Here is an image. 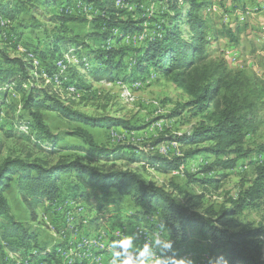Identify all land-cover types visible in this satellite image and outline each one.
I'll list each match as a JSON object with an SVG mask.
<instances>
[{
	"label": "rangeland",
	"instance_id": "obj_1",
	"mask_svg": "<svg viewBox=\"0 0 264 264\" xmlns=\"http://www.w3.org/2000/svg\"><path fill=\"white\" fill-rule=\"evenodd\" d=\"M0 1L9 8L10 2L15 3L14 0ZM198 1L205 3L199 15L206 23L203 31L207 53L204 62L200 63L223 59L228 69L232 71L243 69L248 75L256 76L260 86L257 101V129L245 137L241 146H233L231 148L233 151L217 157L207 153L189 156L177 169L158 170V164H151L156 157L167 161L210 145V142H207L187 146L176 140V136L188 132L196 121L186 123L185 117L183 118L187 116V111L182 109L190 99L189 91L175 82L174 75L158 74L156 77L153 73L149 77L145 76L144 80L133 83L107 77L95 78L82 66L73 48L65 52L66 67L60 69L57 65L56 73L60 74V79L59 83H55L51 77L52 73L43 70L39 66V60L29 51L35 46L42 47L46 41L45 30L51 32L57 26L58 20L54 15L57 7L45 10L41 6H35L33 10L26 9L23 13L19 12L17 19L11 23L3 14L0 16L3 30L10 31L11 28L18 34L13 41L5 39V32L0 34V40L6 43L5 49L8 55L14 57L29 54L34 58L35 68L32 69V74L36 81L30 79L25 85L26 89L29 83L39 88L49 86L51 91L56 92L77 110L91 116L124 118L138 128L131 131L122 127L83 126L94 136L95 145H89L70 133L80 124L68 122L59 113L43 110L41 113L45 124L59 141L56 150H52L53 147L47 143L41 147L33 140L35 137L33 130L24 123L29 121H27L28 112L23 108L25 90L19 88L17 82L11 86L0 85V163L8 156H20L28 160L42 159L53 164L61 156H67L79 157L103 171L130 169L139 173L145 180L172 192L176 200L188 206L191 211L206 218L216 219L218 211L229 208L231 201L238 198L239 192L253 183L257 169L264 161V155L257 153V147L264 145V0ZM185 7L188 10L189 3H186ZM120 9L130 10L132 17L135 18L144 10L147 16L154 15L161 21L160 23L166 20V13L173 14V11L169 10L167 0H126ZM76 10L78 18L68 22V28L85 37L92 29L93 18L99 12L97 13L98 10L88 3H83ZM124 15L122 18L125 17ZM148 24L147 21L144 23V25ZM222 24L227 26L232 24L233 27L239 24L246 27L239 35L238 42L234 43L225 37L214 36L215 31L220 30ZM181 26L184 33L188 32L184 35L185 39L189 38L188 24L183 23ZM32 28L34 31H31ZM147 33L153 34L154 30L147 29L141 35V39H144ZM72 73L74 75L70 76ZM71 79L84 86L78 88L74 84L72 85L74 90H68ZM69 99L73 101L69 102ZM180 111H183L181 116H172ZM29 134L32 136L30 139L27 136ZM213 144L214 142L211 143ZM101 148L114 152L117 150L121 156H117L118 159L115 156L105 158L99 155ZM69 183H79L85 191H91L79 178L65 176L62 178L63 197L70 191H68ZM6 192L12 213L17 220L26 225V228L37 234V239L31 240L26 246L22 245L20 240L5 241L0 236V264L36 263L43 262L41 260L45 258L50 259L51 263L72 264L70 262L78 261V264H95L100 255L102 260L98 264H110L113 253L120 251L119 248H113L111 245L121 239L131 240L133 247L127 254L133 253L135 260H144L145 264H156L157 261H160V264H179L181 260L183 264H208V259L204 260V263L197 262L204 254L210 257L208 250L204 248L205 243L198 236L192 237L183 246L177 248V252H173L177 258L175 256L171 258L168 254L170 245L167 241V233L160 225L158 216L152 214L141 217L142 208L129 197L120 198L115 191L108 202L102 199L99 201L95 197H89V200H80L78 197L53 204H40L34 210L36 219H33L31 212L22 202L16 188ZM74 200L81 202L78 203L79 206H83L81 213ZM122 209L127 213L120 211ZM70 214L74 216L71 227L67 226ZM237 218L242 225L256 228L264 222V205L246 208ZM83 220H86V223ZM138 226L141 227L142 233L135 237L134 229ZM146 237H150L148 248L151 250V256L140 255L141 250L146 246L139 240ZM100 239H103V243H97ZM79 243L85 245L83 249L77 247ZM15 247L16 251H13L12 248ZM60 249L63 255L65 254V258H57ZM70 249H73V254L69 252ZM70 255L72 258L68 260ZM94 255L98 256L92 258ZM115 258L119 264V261L125 257L122 255Z\"/></svg>",
	"mask_w": 264,
	"mask_h": 264
},
{
	"label": "trees",
	"instance_id": "obj_2",
	"mask_svg": "<svg viewBox=\"0 0 264 264\" xmlns=\"http://www.w3.org/2000/svg\"><path fill=\"white\" fill-rule=\"evenodd\" d=\"M112 1L14 0L15 3L10 2V8L0 1V16L3 14L11 23L17 19L19 12L23 13L26 9L33 10L35 6H41L45 10H52L57 7L54 14L58 20L57 26L51 32L45 30L46 41L42 47L35 46L29 51L39 60V66L43 70L52 73L53 81L56 75L60 79V74L56 73L60 61L58 59L63 60L65 52L71 48L82 66L95 78L107 77L133 83L144 80L145 76L149 77L153 73L156 77L158 74L174 75L175 82L184 86L190 93V99L183 105L182 110L187 111V116L183 118L185 117L186 123L196 120L189 131L176 136V140L187 146L207 142H210V145L167 161L156 157L151 164H158V170L177 169L189 156L207 153L217 157L233 151V146H241L245 137L257 129L260 86L256 76L248 75L243 69H228L223 59L200 63L204 62L207 55L203 31L206 23L199 15L205 3L198 0H167L169 10H172L173 14L166 13V20L160 23L154 15L147 16L144 10L136 18L132 17L130 10L117 8ZM83 3L92 4V7L98 10L97 13L99 12L93 18L92 29L85 37L72 32L67 25L71 20L78 18L76 9ZM186 3H189L188 10L185 9ZM146 21L150 25H144ZM183 23L189 27L187 30L190 37L186 39L184 35L188 32L184 33L181 26ZM221 26L214 36L225 37L234 43L238 42L239 35L246 27L239 24L234 25L235 27L232 24ZM3 27L0 23V34L5 32V39L13 41L18 34L11 28L10 31H4ZM147 29L154 30V33H147V36L141 39ZM5 47V41L0 40V85L11 86L17 82L18 87L25 90L23 108L28 112L29 121L24 123L33 130V140L41 147L47 143L53 147L52 150H56L59 141L45 124L41 113L43 110L59 113L68 122L80 124L81 127H74L70 133L89 145H95L94 136L83 126L122 127L131 131L138 128L124 118L91 116L77 110L56 92L51 91L49 86L39 88L29 83L26 89L25 85L30 79L36 81L32 74V69L35 68L34 58L29 54L10 56ZM72 75L74 74L70 76ZM70 82L68 90L74 84L78 88L84 86L75 79ZM72 101L69 99V102ZM182 114L183 111H180L172 116L179 117ZM27 136L29 139L32 137L30 134ZM257 151L258 154L264 155V145H259ZM99 152V155L105 158L115 156L118 159L117 156H121L117 150L114 152L107 148H101ZM65 176L79 178L91 191H85L79 183H69L70 191L63 197L62 178ZM12 188L18 190L33 219H36L34 210L40 204H53L78 197L80 200L95 197L99 201L102 199L108 202L115 191L120 198L129 197L141 207V217L152 214L158 216L160 225L167 233L170 245L168 254L171 258L175 256L173 248H180V244L198 236L205 243L204 248L208 250L213 262L220 261L223 257L227 264H264V222L253 228L242 225L237 218L246 208L264 205V161L258 167L253 183L239 192L238 198L231 201L229 208L218 211L216 219H212L191 211L188 206L180 204L172 192L145 180L139 173L130 169L103 171L79 157L61 156L55 163L49 164L42 159L28 160L20 156H8L0 163V236L2 240L16 239L20 240L22 245L28 246L31 240L37 239V234L26 228L12 213L9 199L5 195V192ZM79 244L77 247L83 249L85 245ZM12 250L16 251V247Z\"/></svg>",
	"mask_w": 264,
	"mask_h": 264
},
{
	"label": "clouds",
	"instance_id": "obj_3",
	"mask_svg": "<svg viewBox=\"0 0 264 264\" xmlns=\"http://www.w3.org/2000/svg\"><path fill=\"white\" fill-rule=\"evenodd\" d=\"M113 248H119L120 251L113 253V259L111 260L110 264H118L115 257L124 256L125 258L121 261H119V264H145L144 260H134L131 255L127 254L128 250L133 247L130 239H121L119 241H115L111 245ZM168 245L166 244L165 247ZM141 256H151V250L148 247H145L140 252ZM227 264V261L223 259V257L220 258V261H216L215 264ZM156 264H160V261H157ZM179 264H183V261L181 260ZM208 264H214L213 259L211 257L208 258Z\"/></svg>",
	"mask_w": 264,
	"mask_h": 264
},
{
	"label": "bare ground",
	"instance_id": "obj_4",
	"mask_svg": "<svg viewBox=\"0 0 264 264\" xmlns=\"http://www.w3.org/2000/svg\"><path fill=\"white\" fill-rule=\"evenodd\" d=\"M126 0H113V3H114V5L117 7V8H122L123 7V4H124V2H125ZM66 65H67V61L65 60V59H63V60H60L59 62H58V66H59V68L60 69H64L65 67H66ZM55 81H57L58 82V80H59V76L58 75H56L55 76ZM71 91H73L74 89H73V87L71 86L70 88H69ZM71 201V200H70ZM75 204H77V207H78V210H79V213H81L82 212V210H83V206L82 205H78V203H80V202H78V201H76L75 202V200L73 201ZM71 204L69 203V206H70ZM68 206V207H69ZM81 206H82V209H81ZM71 207V206H70ZM71 217H72V219H71ZM74 216H72L71 214H70V224L69 225H67V226H70L73 222H74V218H73ZM83 222L84 223H86V220H83ZM71 227V226H70ZM70 227H69V230H70ZM136 231V234H135V236L136 237H138L139 235H137V234H140V233H142V229H141V227H139L138 228V230H135ZM64 236V235H63ZM81 246V244H79V247ZM73 249H70L69 250V252H71V254H73V252L74 251H72ZM59 252H62V249H60L59 250ZM57 256H62V255H59L58 253H57ZM71 258H72V255H70L69 257H68V260H71ZM41 261H43V262H39V263H44L45 261H50V260H41ZM37 263V262H36ZM36 263H28V264H36ZM16 264H21L20 262H17Z\"/></svg>",
	"mask_w": 264,
	"mask_h": 264
},
{
	"label": "built area",
	"instance_id": "obj_5",
	"mask_svg": "<svg viewBox=\"0 0 264 264\" xmlns=\"http://www.w3.org/2000/svg\"><path fill=\"white\" fill-rule=\"evenodd\" d=\"M81 209H82V206H81ZM138 228H139V226L136 227L134 230H138ZM149 240H150V237H146V238H140L139 241L142 242L144 246L149 247ZM97 243H103V239L97 240ZM129 255H131L132 258L135 260V255L133 253H129ZM101 256L102 255L99 256V258L97 260V263H95V264H98L99 262H101V260H102ZM61 257L65 258V254L62 255V256H58L57 258L60 259ZM56 263H58V262L51 263V261H49L48 263H39V262H37L36 264H56ZM58 264H60V263H58Z\"/></svg>",
	"mask_w": 264,
	"mask_h": 264
},
{
	"label": "crops",
	"instance_id": "obj_6",
	"mask_svg": "<svg viewBox=\"0 0 264 264\" xmlns=\"http://www.w3.org/2000/svg\"><path fill=\"white\" fill-rule=\"evenodd\" d=\"M5 195L7 196V192H5ZM8 197V196H7ZM122 206V204H119V206ZM62 207H64V205L62 206ZM125 210V209H124ZM120 211H123V209L122 210H120ZM123 212H126V211H123ZM123 212H121V213H123ZM127 213V212H126ZM70 218V217H69ZM127 220V219H126ZM70 224V220H68V223H67V225H69ZM84 230H85V228H84ZM134 236H135V234H134ZM183 244L184 243H182V244H180V246H183ZM134 248H136V246H134ZM137 250V249H136ZM173 250V252L174 253H176L177 252V248H173L172 249ZM181 252V251H180ZM58 254L59 255H63V252H58ZM184 255H185V253H184ZM108 256V255H107ZM209 258V256L207 257V255H202V257L200 258V259H198L197 260V262H200V263H204V260H207ZM43 260H46V259H43ZM48 260H50V259H48ZM189 264V263H188Z\"/></svg>",
	"mask_w": 264,
	"mask_h": 264
}]
</instances>
